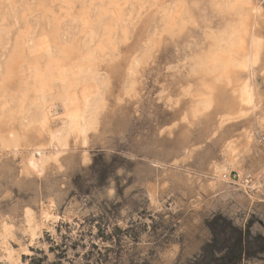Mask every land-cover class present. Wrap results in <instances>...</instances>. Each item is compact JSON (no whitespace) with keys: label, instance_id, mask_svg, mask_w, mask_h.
<instances>
[{"label":"rangeland","instance_id":"obj_1","mask_svg":"<svg viewBox=\"0 0 264 264\" xmlns=\"http://www.w3.org/2000/svg\"><path fill=\"white\" fill-rule=\"evenodd\" d=\"M239 1L0 0V106L15 111L24 99L25 109L0 120V135L16 138L10 146L0 141V241L6 233L12 256L0 264L17 256L18 264H218L236 241L242 250L233 264H264V176L223 186L212 175L237 150L229 171L248 172L255 149H243L246 135L264 155V0ZM38 42H47L50 54L40 53ZM234 42L245 45L236 61L247 54L252 61L257 43L256 62L215 95L229 101L246 79L256 105L224 122L222 102L200 110L208 82L200 67L220 51L223 58ZM48 59L77 73L73 92L83 85L92 96L82 144L48 146L45 132L37 133L43 109L32 102L31 67ZM59 95L55 90L44 105L52 132L64 127ZM30 156L36 170L26 168ZM49 202L60 220L54 233L40 227L30 246L24 212L39 224Z\"/></svg>","mask_w":264,"mask_h":264},{"label":"bare ground","instance_id":"obj_2","mask_svg":"<svg viewBox=\"0 0 264 264\" xmlns=\"http://www.w3.org/2000/svg\"><path fill=\"white\" fill-rule=\"evenodd\" d=\"M115 1V0H114ZM239 1V0H238ZM248 1V0H247ZM147 2V1H146ZM150 2V1H149ZM241 1H239L240 3ZM233 3V2H232ZM231 3V5H233ZM243 4V2H241ZM250 3V2H249ZM236 4L238 7V2L236 1ZM245 4V3H244ZM247 4V2H246ZM225 5V4H224ZM233 5V7H234ZM105 6V5H104ZM121 6V5H120ZM118 6V7H120ZM182 6V5H181ZM230 6V5H229ZM242 6V5H241ZM244 6V5H243ZM252 6V5H251ZM117 7V6H116ZM115 8L116 11H114L115 15L116 16H120V15H117L116 13L118 12V10L120 9L121 10V7L120 8ZM111 8V7H110ZM235 8V7H234ZM240 8V7H239ZM254 8V7H253ZM119 10V12H120ZM236 10V9H234ZM239 10V9H238ZM252 10V8H251ZM179 10H176V12H178ZM238 11H236L237 13ZM253 12V11H252ZM113 13V12H112ZM111 13V14H112ZM175 13V11H174ZM173 13V14H174ZM241 13V11H240ZM107 14V13H106ZM177 14V13H175ZM174 14V16H175ZM114 15V16H115ZM169 16V15H168ZM235 16V15H234ZM178 17V16H177ZM117 17H115V21L117 20L116 19ZM122 18V17H121ZM172 18V17H171ZM120 19V17H119ZM173 19V18H172ZM240 19V17H239ZM238 19V20H239ZM243 20V19H242ZM108 21V20H107ZM118 21V20H117ZM170 21V20H169ZM120 22V21H119ZM118 22V23H119ZM241 24V23H240ZM116 25V24H115ZM249 26V25H248ZM244 28V27H243ZM246 28V27H245ZM173 29V28H172ZM240 29V28H238ZM247 29V28H246ZM245 30V29H244ZM234 31V30H233ZM236 31V30H235ZM250 31V30H249ZM115 32V31H114ZM240 32V31H239ZM125 33V32H124ZM235 33V32H234ZM244 35H246L245 33H242ZM232 35H234L232 33ZM240 35V34H239ZM238 35V36H239ZM231 36V35H230ZM241 36V35H240ZM239 36V38H240ZM237 37V36H236ZM253 37V36H252ZM214 38V37H213ZM242 38V36H241ZM241 43H242V40L243 38L241 39ZM121 39V38H120ZM245 39V38H244ZM45 40V39H44ZM43 40V41H44ZM251 40V39H250ZM249 40V42H250ZM42 41V40H41ZM46 41V40H45ZM125 41V40H124ZM253 41V40H252ZM111 42V41H110ZM232 42V41H231ZM240 42V41H239ZM236 43L234 42V44L232 45H227L224 47V56L223 58L221 57L223 53L219 54L221 55L220 57L219 54H217L218 58L213 56V57H209V59H207L205 61V63H203L202 66L204 67H200L201 70H203L207 76H208V82H205L207 83V85L205 83L206 86L204 87V90H205V95L202 97H199V95H197L199 98H198V103H199V107H201L200 110H209L213 104H218V108L223 104L224 107L226 108L228 114H225L224 116H222V121H230L232 119L235 120V118H238V117H242L244 116V114H246V111L247 110H253L254 108V100L256 97L255 95V90L254 88L250 85V83L248 82V80L245 79V81L241 82L239 85H236L235 84V87L237 88H232L235 89L233 92H231L232 94H234L233 96L231 95V99L226 102L225 101H219L220 99L218 98V96L215 95V92L217 95H224L226 94L224 92V94H222L223 92H220L218 88V86L220 85L223 86V90L224 87L227 88V84L228 82L230 81L231 82V77H234V72H241L243 70H247V67L252 63L256 62V56H257V52L259 51L258 50V44L255 43L256 45L254 46V48H252L253 46L251 47H248L250 46L251 42L249 43V45L247 44V42L245 44L246 45V50H247V47L248 49L249 48H252L253 52H251L249 50V53L252 55V61L251 59L249 58L250 56L247 54L248 57H246V59L242 60V61H236V57L235 56H238L237 55V52H241V57H242V52L244 51V47L242 46H245V45H242L241 43ZM37 44V45H36ZM35 46H37L38 48V51L41 50V51H44L46 53H49V50H48V46H47V42H38L36 43ZM109 44V43H108ZM244 44V42H243ZM101 45V43H100ZM99 45V46H100ZM210 46V45H209ZM103 47V46H102ZM35 49L34 50H37L36 47H34ZM101 48V46H100ZM103 49V48H101ZM100 49V51H101ZM208 49V48H207ZM219 49V48H218ZM260 49V48H259ZM99 50V48H98ZM243 50V51H242ZM204 51V50H203ZM202 51V52H203ZM207 51V50H206ZM36 52V51H35ZM40 52V51H39ZM41 53V52H40ZM245 53V52H244ZM50 54V53H49ZM214 54V53H213ZM226 54V55H225ZM240 54V53H239ZM245 54V56H246ZM211 55V54H210ZM206 57V56H205ZM52 58V57H51ZM220 58V59H219ZM248 58V59H247ZM258 58V57H257ZM38 59V58H37ZM242 59V58H241ZM258 60V59H257ZM63 60H61L62 62ZM70 61V60H69ZM96 61V60H95ZM58 60L56 61L55 59H48L47 62L45 64H43L41 67L38 66V65H35L31 67V75H30V78H31V81H32V86L34 87L33 90H35V97L36 98H33L34 100L32 101L33 103L37 102V104L43 109L42 113L40 114L41 118L39 120V125L38 127L36 128L37 130V133L39 132L42 133L44 135V132H45V136L47 137V145L50 146V145H54V144H58V146H67V143L69 141V139H72V140H76L80 141V143L82 144L83 142V139L84 137L86 136V133H87V130H89L92 126V115H93V112H92V109H91V98L92 96L90 95V93H88V91L86 92H83L84 91V87L82 88L81 86V90L83 89V91H80L79 90V95H76L75 92H73L72 90H74L73 88L75 87V90L76 87H78L80 85V81L78 79V77H76L75 75L77 74H74L72 73V70H70L71 72L68 74V72H66L65 70H62V67H64V65L61 64V67L60 65L57 63ZM64 62V61H63ZM62 62V63H63ZM68 63V62H67ZM66 63V64H67ZM85 63H87L85 61ZM84 63V64H85ZM65 64V62L63 63ZM69 64V63H68ZM83 64V65H84ZM89 64V61L88 63ZM87 64H85L87 66ZM70 65V64H69ZM68 65V67H69ZM82 65V66H83ZM90 65H92L90 63ZM88 65V66H90ZM67 66V65H66ZM76 66V65H75ZM80 66V65H79ZM74 67V66H73ZM96 67V66H95ZM208 67V68H207ZM251 67V65H250ZM250 67H248L249 69H251ZM65 68V67H64ZM63 68V69H64ZM67 68V67H66ZM71 68V67H70ZM69 68V69H70ZM87 68V67H86ZM94 68V67H93ZM9 69V68H8ZM6 69V70H8ZM12 70V69H10ZM75 70V69H74ZM73 70V72H74ZM86 70V69H85ZM88 71V70H87ZM77 72V71H76ZM246 72V71H245ZM248 72V71H247ZM202 73V72H201ZM79 74V73H78ZM198 74V73H197ZM248 74V73H247ZM205 75V74H204ZM236 75V74H235ZM240 75V74H239ZM242 75V74H241ZM251 75V74H250ZM78 76V75H77ZM206 76V78H207ZM205 77V76H204ZM12 78V77H11ZM202 79V78H201ZM200 79V80H201ZM90 80V79H89ZM204 80V79H203ZM202 80V81H203ZM87 82V81H86ZM89 82V81H88ZM201 82V81H200ZM202 84V83H201ZM234 84V83H233ZM200 85V87H202ZM87 87V86H85ZM217 87V88H216ZM217 89V90H216ZM222 89V88H221ZM55 90L57 91H60V95L61 96V99L63 100L64 102V105H65V121H63L64 123V127L61 129V130H58L56 129L57 131H54L53 132L51 130L48 129V126H47V115H45L44 113H46V111H44V105H46L47 103V99H48V96L51 94H55ZM87 90V89H86ZM96 90V89H95ZM198 90V89H197ZM201 90V89H199ZM221 90V91H223ZM90 91V89H89ZM203 91V89H202ZM228 91V90H227ZM96 92V91H95ZM230 92V91H229ZM228 92V93H229ZM29 93V92H28ZM77 93V92H76ZM77 93V94H78ZM93 93V91H92ZM91 93V94H92ZM203 93V92H202ZM200 94V93H199ZM96 95V94H95ZM228 95V94H227ZM255 95V96H254ZM216 96V97H215ZM25 97V96H24ZM94 97V96H93ZM194 97V96H193ZM196 97V96H195ZM224 97V96H223ZM222 97V98H223ZM227 97V96H226ZM229 97V96H228ZM195 99V98H193ZM258 100V99H257ZM93 101V100H92ZM192 101V100H191ZM256 101V100H255ZM24 99H21V100H17L16 104L17 107H16V110L15 111H11L10 109L9 110H6L4 109V107L0 106L1 107V110H0V120H2L4 118V116H8V117H12L14 114H18V115H21L25 112V109L23 108L24 107ZM31 102V104H32ZM222 102V104H220ZM259 102V101H258ZM49 105V104H48ZM93 105V104H92ZM256 105V103H255ZM212 109V108H211ZM213 109H214V106H213ZM255 109V108H254ZM220 110V109H218ZM223 110V109H222ZM221 110V112H222ZM212 111V110H211ZM218 112V111H217ZM253 112H255L253 110ZM252 112V114H253ZM257 112V111H256ZM206 113V112H205ZM219 113V112H218ZM198 115V114H196ZM222 115V113H221ZM250 115H251V112H250ZM255 118V117H254ZM232 122V121H231ZM49 123V122H48ZM3 124V123H1ZM0 124V125H1ZM5 124V123H4ZM253 125V124H252ZM2 127V126H1ZM10 129V127H8ZM7 128V130H8ZM50 128V127H49ZM60 129V128H59ZM0 131H1V128H0ZM51 131V132H50ZM2 134V133H1ZM9 135H7L8 137L4 138L3 136L0 135V141L3 143H5L4 145L6 146H10L12 145L14 142H16V138L14 137V134H12L11 131H8ZM38 134V136H39ZM41 134V135H42ZM37 136V137H38ZM42 137V136H41ZM245 146H241L243 147V149H245L246 152H248L249 150H252V149H255L253 150L255 154V157L252 156V159L250 161V165H249V170L247 173H236L235 175L233 173H231L229 170H230V167H234V164H236V157H238L239 155V152L240 150H237L236 152L233 153V155H230V158L227 160V163L226 166H222V167H217L215 168L214 172H213V178L215 182L217 183H220L221 185H226V182L228 184V182H235L237 183L238 185H241L244 184L246 181L245 179L246 178H252L253 174L255 175H258L260 177H263V173H264V155L262 154L263 152L262 151H258L256 149V146L255 144L253 143L252 139H251V136L250 135H246V141H245ZM79 143V142H78ZM258 144V143H257ZM46 145V146H47ZM56 146V145H55ZM260 146V145H259ZM13 147H15V145H13ZM58 147V148H60ZM17 148V147H16ZM40 148V147H39ZM240 149V148H239ZM264 149V148H263ZM35 152H36V149H34ZM39 150V149H38ZM242 151V150H241ZM244 151V150H243ZM244 151V152H245ZM39 154V153H38ZM39 157L40 154H39ZM241 157V156H240ZM30 159L27 161L28 163V167L26 166V168H31V170L35 169L36 166H35V161H33V156H30L29 157ZM37 159V158H36ZM40 159L42 160V158H39V161ZM43 161V160H42ZM42 164V163H40ZM37 165V164H36ZM40 167V166H39ZM38 167V168H39ZM36 170V169H35ZM34 170V171H35ZM212 178V176H211ZM264 179V177H263ZM254 180L256 179H252L249 183V184H252L254 183ZM262 180V179H261ZM227 186V185H226ZM254 186V185H253ZM258 186V185H257ZM239 187V186H238ZM263 187V186H262ZM243 188V187H242ZM245 188V187H244ZM240 189V188H239ZM262 188H259L256 193H255V196H259L258 194L260 193ZM244 190V189H243ZM256 190V189H255ZM246 191V190H245ZM148 197L150 198V201L152 202V204L155 206V208H159V204L157 203L156 201V192H155V188H153L151 185L148 186ZM41 209V215H40V220H38V223H35L34 221V218L32 216V213L29 212V211H25L24 212V224L26 226V233H27V239H28V244L31 246L33 244L34 241H36L38 239V237H40L41 235V232H40V227H43V229H47L49 232H53L54 230V227L55 225L59 222L60 218L58 217V215H56V212H55V209H54V205L53 203L49 202L45 207H42L40 208ZM37 220V219H36ZM23 228V227H22ZM24 229V228H23ZM25 231V230H24ZM54 233V232H53ZM24 234V233H23ZM6 233L5 234H2V239L0 241V259L2 260L3 263H6V262H10L12 260V256L10 257V254H9V251H8V248H7V240L5 239L6 237ZM25 246V245H24ZM27 246V245H26ZM25 246V247H26ZM22 252L26 251V248L22 247ZM21 249V248H20ZM21 252V250H20ZM18 254V253H17ZM20 256V255H19ZM18 256L16 258V261L14 264H18ZM14 262V261H13ZM12 263V262H11ZM23 264V263H22Z\"/></svg>","mask_w":264,"mask_h":264},{"label":"trees","instance_id":"obj_3","mask_svg":"<svg viewBox=\"0 0 264 264\" xmlns=\"http://www.w3.org/2000/svg\"><path fill=\"white\" fill-rule=\"evenodd\" d=\"M241 248V243L236 241L226 250V253L220 258V262L218 264H233L238 262L240 260V254H237L236 251L240 252L242 250Z\"/></svg>","mask_w":264,"mask_h":264}]
</instances>
